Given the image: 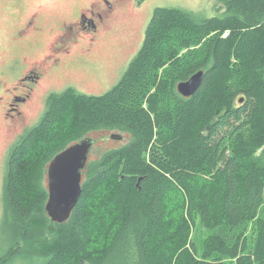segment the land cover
<instances>
[{"label": "trees", "instance_id": "trees-1", "mask_svg": "<svg viewBox=\"0 0 264 264\" xmlns=\"http://www.w3.org/2000/svg\"><path fill=\"white\" fill-rule=\"evenodd\" d=\"M217 5L156 9L114 87L48 97L8 151L0 264H264V0ZM107 132L125 143L89 157L70 218L51 222L50 162Z\"/></svg>", "mask_w": 264, "mask_h": 264}, {"label": "rangeland", "instance_id": "rangeland-1", "mask_svg": "<svg viewBox=\"0 0 264 264\" xmlns=\"http://www.w3.org/2000/svg\"><path fill=\"white\" fill-rule=\"evenodd\" d=\"M112 5V17L105 20L101 26V42L97 48V55L82 57L80 69L91 68L84 59L95 66L101 78L97 76L85 77L84 73L73 74L60 78L51 76L45 85H53L60 91L64 82L72 81L68 86L78 91L102 95L114 87L127 69L129 63L142 47L146 27L158 8H170L192 13L196 20L210 19L218 16L217 0H145L137 4L135 0H0V220L2 218V187L5 174V164L8 151L18 137L27 129L34 126L42 116L47 95L37 94L34 97L32 109L24 112L14 121H7L3 105L9 90L12 93L14 75L44 56L48 48L50 36L60 25H72L82 13L93 11L98 15L107 16L106 9ZM34 20L38 33H32L27 39L24 37V27ZM30 41L35 43L29 44ZM76 59V57L74 56ZM79 60V59H78ZM21 62V63H20ZM23 63V64H22ZM84 72V71H82ZM62 77V76H61ZM63 82V83H62ZM62 90V88H61ZM8 93V94H7ZM86 95V94H85ZM122 135L118 132H107L95 135L97 140L92 147L90 158H97L103 151L118 147L125 143L114 142L110 135ZM253 160L264 165V149L253 156ZM47 186V179L45 181ZM264 211V210H263ZM0 238H6V233L0 229ZM0 239V250H2Z\"/></svg>", "mask_w": 264, "mask_h": 264}, {"label": "flooded vegetation", "instance_id": "flooded-vegetation-1", "mask_svg": "<svg viewBox=\"0 0 264 264\" xmlns=\"http://www.w3.org/2000/svg\"><path fill=\"white\" fill-rule=\"evenodd\" d=\"M112 5H109L106 9L107 16L98 15V18H95L96 14L93 11H90V14H84L80 16L78 20L72 25L62 24L50 36V42L48 48L45 50L44 56L38 57L37 61L32 63L30 66H27L23 69L18 75H14L13 82H15L12 87V93L9 90V93L6 102L3 105L5 117L7 121L11 122L16 117H21L24 112H28L32 109L34 103V97L37 94L47 95L48 97L65 91L68 88H73L68 86L72 81L62 82L60 91H54L56 88L53 85H45L46 82H50L49 79L51 76H60L64 78L67 76H73V74H78L80 69L81 59L89 55H97V48L101 42V26L105 24V20L112 17ZM24 37L22 39H27L30 34L38 33V27L35 25L34 20L27 24L24 28ZM35 43L30 41L29 44ZM76 57V59L74 58ZM79 59V60H78ZM85 61L91 68L83 70L82 72L86 76H97L96 79L101 82V78L95 66L90 64L87 60ZM21 63V62H20ZM62 76V77H61ZM74 78V76H73ZM73 83V82H72ZM76 84V83H73ZM101 85L102 82H101ZM78 91L76 88H73ZM86 95H95L92 93H85L78 91ZM47 97V98H48ZM34 100V101H33ZM111 141V135L109 136ZM124 142L125 136L122 135L121 141L114 142ZM96 144V142H95ZM95 144L93 146H95ZM92 152V150H91ZM91 155H89L90 157Z\"/></svg>", "mask_w": 264, "mask_h": 264}, {"label": "water", "instance_id": "water-1", "mask_svg": "<svg viewBox=\"0 0 264 264\" xmlns=\"http://www.w3.org/2000/svg\"><path fill=\"white\" fill-rule=\"evenodd\" d=\"M203 74L199 72L177 86L183 97L192 96L198 89ZM242 102V100L240 101ZM121 141L122 135H111ZM95 140L85 138L68 147L50 162L47 168L48 200L45 205L47 216L53 223L66 222L81 195L82 171L85 169Z\"/></svg>", "mask_w": 264, "mask_h": 264}]
</instances>
